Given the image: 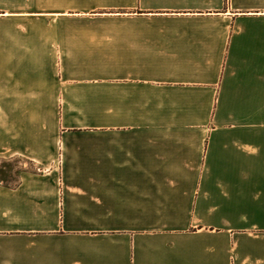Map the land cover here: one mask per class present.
Here are the masks:
<instances>
[{"label": "crops", "instance_id": "0c3cea01", "mask_svg": "<svg viewBox=\"0 0 264 264\" xmlns=\"http://www.w3.org/2000/svg\"><path fill=\"white\" fill-rule=\"evenodd\" d=\"M0 264H264V0H0Z\"/></svg>", "mask_w": 264, "mask_h": 264}, {"label": "rangeland", "instance_id": "374dc122", "mask_svg": "<svg viewBox=\"0 0 264 264\" xmlns=\"http://www.w3.org/2000/svg\"><path fill=\"white\" fill-rule=\"evenodd\" d=\"M80 114V113H79ZM84 115V113H81ZM36 115H39L40 118H42L43 120L45 118H47V113H30V118H31V123L33 122V118H35ZM85 116V115H84ZM82 119H84V117H82ZM31 126H33V124H31ZM5 163V162H2V164ZM32 163V162H31ZM31 166H34L33 164H31Z\"/></svg>", "mask_w": 264, "mask_h": 264}]
</instances>
